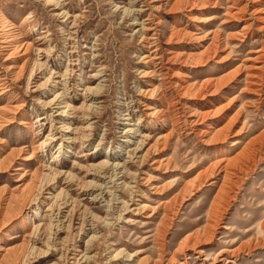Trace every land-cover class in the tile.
<instances>
[{
    "label": "rangeland",
    "instance_id": "1",
    "mask_svg": "<svg viewBox=\"0 0 264 264\" xmlns=\"http://www.w3.org/2000/svg\"><path fill=\"white\" fill-rule=\"evenodd\" d=\"M72 253L264 264V0H0V264Z\"/></svg>",
    "mask_w": 264,
    "mask_h": 264
},
{
    "label": "bare ground",
    "instance_id": "2",
    "mask_svg": "<svg viewBox=\"0 0 264 264\" xmlns=\"http://www.w3.org/2000/svg\"><path fill=\"white\" fill-rule=\"evenodd\" d=\"M123 11H125V9H123ZM126 13V12H125ZM58 14L61 16V17H64V19H66L67 17H68V11H66L65 9H62V10H60L59 12H58ZM137 24V26H139V28L138 29H140V28H142L143 27V24H142V22H137L136 23ZM141 37V36H140ZM142 57H146L145 59H150L151 57H150V54L148 53V54H144ZM28 62V61H27ZM36 63V62H35ZM38 64V63H37ZM39 65V64H38ZM36 67H37V65H35ZM67 69V68H66ZM65 69V70H66ZM51 73L49 74V76L46 78V80H49V81H51V83H53V85L54 86H56L57 84H59V83H61L62 81L61 80H59V74H54V73H52V72H55V71H50ZM148 71H143V73L144 74H146ZM36 73V72H35ZM39 73V72H38ZM64 73V72H63ZM154 73V72H153ZM42 74V73H41ZM152 74V73H151ZM94 76L97 78V77H99V76H101L100 75V72H99V70H97L95 73H94ZM45 79V78H44ZM44 81V80H43ZM99 82L95 85V86H85L84 87V90L86 91V92H88V93H90V92H96L99 88H100V85H102L101 83H100V81H101V79L100 80H98ZM61 85V84H60ZM46 88V87H45ZM48 88V87H47ZM49 89V88H48ZM152 90H153V88H152ZM155 90V89H154ZM50 91V90H49ZM146 91V90H145ZM98 92V91H97ZM55 94L53 95V97H51L49 100H48V102H45V103H49V104H52V106L53 107H55V109L53 108V110H55L56 112H57V114L58 115H60V116H65L66 114H68L69 113V109H70V105H69V103H64L63 105L61 104L60 105V103H61V99H59V96H60V90H59V92H54ZM77 95V94H76ZM84 95V94H83ZM87 95V94H86ZM144 95V94H143ZM61 97V96H60ZM84 97V96H83ZM86 97V96H85ZM72 98V97H71ZM91 99H93V97H90ZM89 98V99H90ZM85 101V100H84ZM92 101V100H91ZM43 102V101H42ZM63 102H65V101H63ZM86 106V110H88V111H92V110H94V108H95V106L96 105H94L93 104V102H88V104H86L85 105ZM51 107V106H50ZM52 108V107H51ZM74 109V108H73ZM83 109H85V108H83ZM98 110V109H97ZM90 112H88V113H86L87 115H90L91 113ZM51 113V112H50ZM71 113V112H70ZM56 114V115H57ZM71 115V114H70ZM83 115V114H82ZM68 116V115H67ZM48 118V117H47ZM52 119V118H51ZM63 121V120H62ZM61 122V121H60ZM90 123V122H89ZM65 124V123H64ZM89 124H87L84 128H87V126H88ZM131 125H132V123H128V122H124V128H123V131L125 132V133H127V132H131V130H132V128H131ZM61 126V125H60ZM63 127V130H65L67 133L65 134V135H63V139H64V141L68 144V143H70V142H75L77 139H79L80 140V142H82L84 139H86L85 137H83V136H86V135H84L83 133H81V135L79 134V135H75V133H76V130L75 129H70V126L69 125H64V126H62ZM72 133H71V132ZM69 132V133H68ZM87 133V132H86ZM72 134V135H71ZM87 137V136H86ZM53 138V137H52ZM47 139H51V137L50 136H46L41 142H40V144H44V143H46L47 141ZM78 140V141H79ZM99 143V142H98ZM98 143H97V145H98ZM66 144V145H67ZM80 144V143H79ZM71 145L70 144H68L67 145V149L65 150V152H64V155H69L70 153H71V147H70ZM40 147V146H39ZM250 152V151H249ZM106 154L108 155V154H110V150H108L107 152H106ZM53 158L50 160V161H54L55 160V155L53 154V155H51ZM248 157V156H247ZM106 158V157H105ZM57 160V159H56ZM121 167V163H120V161L119 160H117V157L114 155L113 157H111L110 158V160L108 159V160H106V159H103V160H101L100 162H98L97 164H94V172H93V175H94V177H99L100 176V171H101V169H104V168H107V169H110V170H113V171H116V170H118L119 168ZM225 167H227V165H225ZM50 169V168H49ZM57 170V169H56ZM54 171V170H53ZM60 172H62V170H59ZM117 172V171H116ZM52 174H53V172H52ZM95 180H97V179H95ZM97 182V183H96ZM93 186H100V184L101 183H99V181H93ZM101 187V186H100ZM220 192V191H219ZM229 192V191H228ZM222 194V193H221ZM223 195V194H222ZM52 198V197H51ZM221 200H223V199H221ZM219 202H220V200H219ZM222 202V201H221ZM213 206V205H212ZM211 208V207H210ZM213 210V209H212ZM210 213V212H209ZM34 214L36 215V216H38V214H39V211L38 210H35V212H34ZM94 237H96V235L93 233V234H90L89 236H88V239L87 240H92V239H94ZM117 253H120V254H123L121 251H119V252H117ZM115 255L116 254H114V257H115ZM130 255V254H129ZM129 255H128V257H129ZM90 257V255H87V254H85V253H81V254H78V253H72V264H77L78 262V260L79 259H82L83 261H84V263H87V259ZM126 259V258H125Z\"/></svg>",
    "mask_w": 264,
    "mask_h": 264
}]
</instances>
